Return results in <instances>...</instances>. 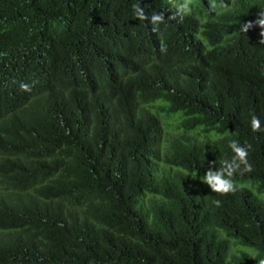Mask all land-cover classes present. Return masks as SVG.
Returning a JSON list of instances; mask_svg holds the SVG:
<instances>
[{
	"label": "trees",
	"instance_id": "16d2710c",
	"mask_svg": "<svg viewBox=\"0 0 264 264\" xmlns=\"http://www.w3.org/2000/svg\"><path fill=\"white\" fill-rule=\"evenodd\" d=\"M182 2L0 0V264L264 261V0Z\"/></svg>",
	"mask_w": 264,
	"mask_h": 264
},
{
	"label": "clouds",
	"instance_id": "9594fccd",
	"mask_svg": "<svg viewBox=\"0 0 264 264\" xmlns=\"http://www.w3.org/2000/svg\"><path fill=\"white\" fill-rule=\"evenodd\" d=\"M191 2L192 0H183L182 3L177 4L176 15L170 18L176 19V16H180L182 20L184 15L190 14ZM213 7H215V5H213ZM133 9L137 19H149V17L145 14L144 9L140 5L134 4ZM150 22L153 25L152 31L158 32V25L164 22V14L154 13L150 18ZM254 27H259L261 29L260 36L264 37V11H260L258 13V17L255 21H248L246 23H242L240 26L241 31L245 33H248L249 30ZM260 43L264 44V39H261ZM21 88L23 90H29V86L26 84H22ZM251 128L253 132L264 131V129H261L260 120L256 116L252 117ZM229 147L234 153L231 160H223L219 168H216L215 164L210 165L206 175L204 177H200L201 182L208 185L212 192L225 196L230 193L234 194L236 192L237 187L233 179L236 174L243 175L245 173H250L253 170L252 165L248 160V154L251 145L244 146L241 145L237 140L233 139L229 141ZM192 178L196 179V177ZM216 203L219 205V201H216ZM260 264H264V261H261Z\"/></svg>",
	"mask_w": 264,
	"mask_h": 264
},
{
	"label": "rangeland",
	"instance_id": "374dc122",
	"mask_svg": "<svg viewBox=\"0 0 264 264\" xmlns=\"http://www.w3.org/2000/svg\"><path fill=\"white\" fill-rule=\"evenodd\" d=\"M229 244H230V248H231V250L234 249V250H239V251H241V248L238 247V246L233 245V242H229Z\"/></svg>",
	"mask_w": 264,
	"mask_h": 264
}]
</instances>
